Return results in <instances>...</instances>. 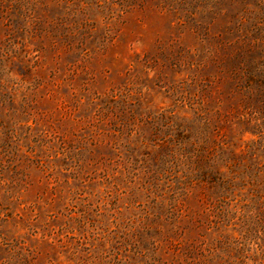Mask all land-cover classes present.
Masks as SVG:
<instances>
[{
	"label": "rangeland",
	"instance_id": "rangeland-1",
	"mask_svg": "<svg viewBox=\"0 0 264 264\" xmlns=\"http://www.w3.org/2000/svg\"><path fill=\"white\" fill-rule=\"evenodd\" d=\"M0 264H264V0H0Z\"/></svg>",
	"mask_w": 264,
	"mask_h": 264
}]
</instances>
